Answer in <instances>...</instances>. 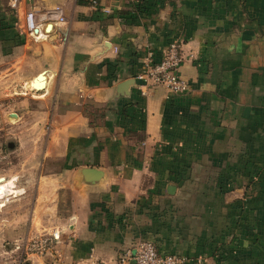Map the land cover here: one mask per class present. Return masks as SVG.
I'll list each match as a JSON object with an SVG mask.
<instances>
[{
  "label": "crops",
  "instance_id": "0c3cea01",
  "mask_svg": "<svg viewBox=\"0 0 264 264\" xmlns=\"http://www.w3.org/2000/svg\"><path fill=\"white\" fill-rule=\"evenodd\" d=\"M88 1L0 0V121L15 114L19 156L0 177L20 190L0 223L32 191L26 235L59 232L16 264H114L138 239L182 264H264V0ZM173 39L182 94L134 78Z\"/></svg>",
  "mask_w": 264,
  "mask_h": 264
},
{
  "label": "built area",
  "instance_id": "2783aa9c",
  "mask_svg": "<svg viewBox=\"0 0 264 264\" xmlns=\"http://www.w3.org/2000/svg\"><path fill=\"white\" fill-rule=\"evenodd\" d=\"M16 0H9L11 7H14ZM95 4V0H91ZM56 21H64L60 7L52 8ZM24 28L28 34L37 36L36 17L32 10H27L24 14ZM182 61L181 46L177 40H171L164 49L161 57L157 61H152L150 55H146L142 60L139 71L134 78L146 86H162L175 94H182L188 91L187 82L178 75L177 69ZM59 237L58 230L50 234L36 235L30 237L27 247L32 253L42 254L52 248L53 243ZM186 261L184 255L175 253L159 252L152 241L138 239L133 245V250L125 249L114 262V264H182ZM98 264H104L99 262Z\"/></svg>",
  "mask_w": 264,
  "mask_h": 264
},
{
  "label": "rangeland",
  "instance_id": "374dc122",
  "mask_svg": "<svg viewBox=\"0 0 264 264\" xmlns=\"http://www.w3.org/2000/svg\"><path fill=\"white\" fill-rule=\"evenodd\" d=\"M27 90H29L27 88ZM31 91V90H29ZM32 97V96H31ZM16 117L7 115L6 122L0 121V171H4L7 168L14 167L18 162L19 156L16 154L15 150V137L14 130L15 127H12ZM28 150V149H27ZM25 152V151H24ZM40 153V147L38 150ZM44 193V198L38 201L36 207H34V217L36 222L34 223L37 226L49 225L50 217L49 206L45 203H48V196L46 195L47 191L43 190L40 193ZM17 193H20V190L14 188L9 192H5V197L7 194L15 196ZM24 195V194H23ZM31 196L32 191H26L25 195L21 197L20 200L15 202L14 200L9 201L4 207L3 211L6 214V222L0 223V263L7 262L8 264H16V261L27 262L25 259L28 255L33 254L32 251L26 246L28 242V236L26 235L27 227L30 225L29 216L32 213L33 206L31 205ZM5 199V198H3ZM2 199V200H3ZM62 203H60L61 206ZM2 206V205H1ZM59 207V204H58ZM60 209V207H59ZM58 209V210H59ZM5 229L6 236L4 237L2 232ZM43 235V234H39ZM50 251V250H48ZM47 252L42 254L34 253L33 255L44 256ZM22 263V264H23Z\"/></svg>",
  "mask_w": 264,
  "mask_h": 264
},
{
  "label": "water",
  "instance_id": "95a60500",
  "mask_svg": "<svg viewBox=\"0 0 264 264\" xmlns=\"http://www.w3.org/2000/svg\"><path fill=\"white\" fill-rule=\"evenodd\" d=\"M49 29V25L46 26V31ZM104 47L108 48L109 47V44L108 43H105L103 44ZM37 76H41V81L40 83H43L44 82V77H43V74L42 73H39L36 75ZM130 82H132L131 79H127V80H124L123 82L119 83L118 84V91H121L120 88L121 87H124L125 85H128ZM10 116L14 117L15 114L14 113H10L9 114ZM101 170L99 169H96V168H91V167H82V168H79L77 171H76V174L77 175H81L82 176V179L86 182H94L96 179H99L100 178V175H101ZM2 177H0V181H1ZM76 180L78 181V177L76 178ZM172 187V185L170 186Z\"/></svg>",
  "mask_w": 264,
  "mask_h": 264
},
{
  "label": "bare ground",
  "instance_id": "6f19581e",
  "mask_svg": "<svg viewBox=\"0 0 264 264\" xmlns=\"http://www.w3.org/2000/svg\"><path fill=\"white\" fill-rule=\"evenodd\" d=\"M40 81H38V82L36 81L35 86L33 85V82H32L31 86L36 88V89H42L44 87V84L40 83ZM12 183H13V181H11V180L7 181V182H1L0 183V199L5 198V192H9L12 189Z\"/></svg>",
  "mask_w": 264,
  "mask_h": 264
},
{
  "label": "trees",
  "instance_id": "16d2710c",
  "mask_svg": "<svg viewBox=\"0 0 264 264\" xmlns=\"http://www.w3.org/2000/svg\"><path fill=\"white\" fill-rule=\"evenodd\" d=\"M78 3L82 2L83 0H76ZM90 2V0L88 1ZM143 2H146V0H137L135 3H134V10L135 11H141V9L143 11H145L147 9V6H145L144 4L146 3H143ZM146 5H149L148 3ZM85 111H87V107H85L84 109Z\"/></svg>",
  "mask_w": 264,
  "mask_h": 264
}]
</instances>
